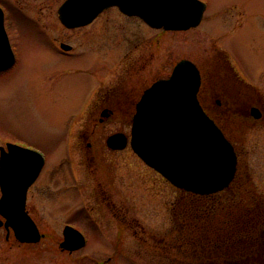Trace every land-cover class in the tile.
<instances>
[{"label":"rangeland","instance_id":"obj_1","mask_svg":"<svg viewBox=\"0 0 264 264\" xmlns=\"http://www.w3.org/2000/svg\"><path fill=\"white\" fill-rule=\"evenodd\" d=\"M0 1L8 12L6 25L16 53L14 66L0 73V137L42 147L48 153L50 166L67 154L68 168L55 167L44 174V178L51 175L55 188L77 185L78 180L71 176V166L74 165L76 174H83L81 152L66 153L64 123L80 107L85 93L106 75L101 93L118 86L123 93L132 92V99L139 97L153 77L166 74L167 67L181 57L208 68L206 62L222 60L221 54L228 52L241 74L264 95V0H205L208 8L198 27L185 32H165L160 36L158 48L152 39L147 44L141 43L109 74L113 62L130 47L127 43L124 46L129 38L125 31L135 37L148 29L132 28L131 24L127 28L114 17L119 14L117 10L110 9L99 18L103 25H111L113 29L107 41L100 26L94 30L98 24L67 29L58 17L61 0ZM60 41L76 46L78 54H60L55 47ZM145 56L149 58L147 66ZM228 102L232 107L237 105ZM228 110L221 120L239 153L237 182L246 171L249 185L264 200V125L255 127L247 117L231 115ZM93 115L89 114L82 122L79 118L76 124L73 142L78 146L86 140L77 132L85 127L86 120L91 123ZM130 125L128 118L115 117L107 125L100 122L88 138L93 143L89 156L99 162L98 170L111 177L108 181L115 180L119 194H114V199L120 208L112 213L102 204L103 198L94 194L86 173L80 179L84 181L83 195L57 191L43 196L39 181L31 200L36 206L34 216L46 236L38 243L18 244L13 237L7 240L6 229H0L3 249L0 264H176L177 255L170 247L177 242L175 225L181 219L180 202L187 198L183 190L149 170L130 148L114 152L106 146L109 132L124 126L129 129ZM91 162L87 160L88 164ZM63 173L66 178L60 177ZM123 214L129 222L134 221L125 228L120 227ZM68 223L78 226L88 239L87 245L74 253L58 246Z\"/></svg>","mask_w":264,"mask_h":264},{"label":"water","instance_id":"obj_2","mask_svg":"<svg viewBox=\"0 0 264 264\" xmlns=\"http://www.w3.org/2000/svg\"><path fill=\"white\" fill-rule=\"evenodd\" d=\"M111 5L143 15L150 24L166 29L196 26L206 7L201 0H66L58 11L65 24L75 26L89 23ZM13 55L0 7V67L11 64ZM200 75L194 62L183 59L168 78L150 86L137 104L131 144L149 165L177 187L209 194L229 186L238 160L233 144L198 99ZM126 140L124 134L116 133L108 138V144L125 148ZM2 157L0 211L6 218L5 227H12L22 242H38L44 234L25 211V190L15 194L14 186L15 181L27 177L28 183L33 181L44 159L37 151L15 145ZM63 236L59 245L62 250L72 252L86 245L85 235L71 225L65 227Z\"/></svg>","mask_w":264,"mask_h":264},{"label":"flooded vegetation","instance_id":"obj_3","mask_svg":"<svg viewBox=\"0 0 264 264\" xmlns=\"http://www.w3.org/2000/svg\"><path fill=\"white\" fill-rule=\"evenodd\" d=\"M0 6L3 7L4 12H5V25H6L8 12L6 11V6L2 4L1 1H0ZM207 8H208V3H207ZM110 9L117 10L119 14L118 15L116 14L117 16H114V17H117L121 22L126 24L127 28H129V24H131L132 28L142 27V28L148 29L149 31L147 33L140 32L141 34L135 37H133V35L130 34L128 30L125 31L127 33H125L124 35L127 34L126 36H129V38L124 43V46L127 43V45L130 47L122 51V53L117 58V60L113 62V65L109 68L107 74H109V72H112L114 69H116L119 66L120 60H124L125 58H128V56L132 54L131 53L132 50L135 47L139 46L141 43L147 44L145 42L148 41L149 39H152L153 42L156 41L155 42L156 44L154 45L155 48H158L159 46L157 44L159 43V40L161 38L160 36H162L165 32H169L165 30L164 28L152 27L151 25L147 23V21L142 16L124 13L119 8H117V6L107 8L103 13H105L106 11H109ZM102 14H100L98 18H96L93 22L87 25H84L78 28L75 27L72 29L78 30V29L87 27L89 25L98 24L97 26H94L95 27L94 30H97L98 26H100V29H99L101 31L100 33L104 34L105 35L104 38L108 41L111 35L110 33H112L110 31H112L113 29L111 25H103L101 20L99 21V18H101ZM204 17H205V14L203 16V19ZM193 28H196V27H193ZM6 29H7V25H6ZM188 30H185V31H188ZM185 31H172V32L176 33V32H185ZM133 38H137V39H133ZM63 43L71 44L65 41H60L56 43L55 47L58 49V52L60 54L65 55V56H71V55L78 54V49L76 46L75 47L73 46L68 51L61 47V44ZM11 47L14 53L12 63L9 64V66L5 68H0V73L13 67L16 62V53L14 51L12 44H11ZM152 55H155V53H152ZM146 57L147 56L144 57V62L146 61L144 63L145 66L149 64V61H148L149 58H146ZM221 59L222 60L215 61L214 63L211 61L206 62L208 68L205 65L203 67V64L200 65L198 61H195V60L194 61L198 64L201 70L200 76L202 77L201 86H200V90L198 93L199 99L203 107L205 108L206 112L218 123V126H220L223 129L226 136L230 138V136L228 135L229 129L225 125V122L221 120V118H224L223 116L227 113V110L229 109L228 111L231 115L236 113V115H243L244 117H247L248 122H250L253 126L255 125L262 126L264 125V95L263 93L262 94L260 93V91L257 89V86H255V84H253L250 81V79H248L243 74H241V71L237 68L235 64H233L234 62L232 61V58L228 52L225 54L224 53L221 54ZM179 60H177L175 63L167 67L166 74L156 75L155 77H153L154 79H152V81L148 83L144 88H142V91L139 97H135L131 99L132 92H130L129 94L123 93V91L118 86L109 88L105 92L101 93V84L105 80L103 78H105L107 75L104 76L101 80H98V82L95 85H93L85 93V95L83 96L84 99L83 101H81L80 107L72 111V113H70L69 119L65 121L66 123H64L66 124L65 137L67 140V148H68L66 153H68L69 150H71L73 153L74 151L78 150L82 154L81 166H82L83 174L82 175L76 174L77 170L74 168V165L71 166V172H72L71 176L72 178L74 177L78 180L77 185L69 184V185L55 188V185L51 179L50 174H49V177L47 176L44 178V174L47 172V170L51 171L52 169H55V167L60 168V167H65V166L68 168L66 164L68 162L66 153H65L66 155L63 156L56 164H54L53 166H50L49 156L47 155L48 153L42 147L30 144L23 140L13 139L8 136H3V137L1 136L0 137V200L3 196V188H2L3 183L1 180V166H2V161H3L2 156H4L5 153L10 151L9 145L13 143V144H16V146L18 147H23L24 149H28V150L33 149V150L39 151L41 152L40 154L44 158L41 170L39 174L37 175V177L33 179V181L28 183L29 177L15 181L16 182V185L14 186L16 187L15 194H22L24 193L23 190H25V193H24L26 197L25 208H26V211L30 215H32V217L35 218L34 215L36 213L35 211L36 206H35V203L32 202L31 197H32V192L34 190V186L37 185L39 181H41L40 185H38L39 192L44 194L43 196H45L46 194H48L47 196H50L51 193L53 192L55 193L57 191L59 193H62L64 191H75L76 194L83 195V194H86L85 188L83 186L84 181L82 183L80 179H82L81 177L85 178V173L87 174L90 182H92L90 186L92 187L94 194H96L98 198H103L102 204L105 203L109 207V209L112 210V213L116 212V210L119 209L120 206H119V202L115 201L114 199V194H119L115 190L116 189L115 180L108 181L111 177H109V175L106 172L102 173V170H98L99 167L97 164L99 162L97 163V161L92 156L91 157L89 156V152H91L93 149L92 148L93 143L90 140H88L89 135L92 132L96 131V129H98L97 127L100 122L103 125H107L111 120L113 121L115 117L122 118V119L128 118L131 121V125H132V119L136 112L137 103L140 100L141 96L143 95L144 91L158 79L169 76V74L171 73L173 69V66H175V64ZM86 72H88L89 74H93L92 73L93 71L91 72L86 71ZM224 93H226L227 95L226 97L223 96ZM228 101L234 104L236 103L237 105L235 107H232L228 105L229 104ZM89 114L90 115L94 114L93 118H91L90 120L91 123L87 122L88 120H86L85 127H82L81 130L80 131L78 130L79 132H77L78 134H80V136L84 137L86 142H83V144H80L78 146V144H75L73 142L74 132L77 128L76 124L79 121L82 122L83 119H85V117L89 116ZM79 118L81 120H79ZM231 124L233 123L231 122ZM131 125L129 129L127 128V126L126 127L124 126V128L121 127V129L109 132L108 136L115 132H124V133L129 134L131 132ZM91 129L92 131H90ZM108 136L106 137V141H107ZM106 146L114 152L125 151L124 149H115V148L109 147L107 142H106ZM127 148L131 149L129 144L125 149ZM88 159L92 160L91 164L87 163ZM142 163L145 164L143 161ZM145 166L149 168V170L153 171L156 174V176H159V178L165 179L164 176L161 173H159L157 170H155L154 168L150 167L147 164H145ZM97 170H98L99 175L96 173ZM60 177L66 178V175L63 173L60 175ZM52 184H53V187H52ZM0 214H1V211H0ZM121 218H122L123 223L120 224V227L122 228L130 226L132 224L131 222H134V221L129 222V220H127V217L124 214L121 216ZM137 223L138 225L140 224L139 222ZM0 229H6L4 225V218L1 217V215H0ZM141 229H145V228L142 226ZM7 233H8L6 235L7 240L10 241L12 239L11 237H13V240L15 242H17L18 244H23V243H20V241L16 239L12 229L7 231ZM162 242L163 241H161V245L163 246ZM2 253H3V249H2V245L0 244V257H2Z\"/></svg>","mask_w":264,"mask_h":264},{"label":"trees","instance_id":"obj_4","mask_svg":"<svg viewBox=\"0 0 264 264\" xmlns=\"http://www.w3.org/2000/svg\"><path fill=\"white\" fill-rule=\"evenodd\" d=\"M239 175L213 194L184 191L177 242L170 247L176 264H264V200L247 172L237 182Z\"/></svg>","mask_w":264,"mask_h":264}]
</instances>
